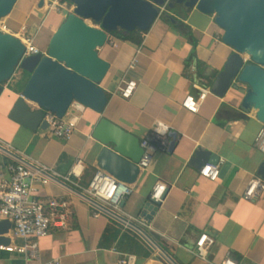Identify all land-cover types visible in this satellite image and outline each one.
<instances>
[{"label":"crops","instance_id":"1","mask_svg":"<svg viewBox=\"0 0 264 264\" xmlns=\"http://www.w3.org/2000/svg\"><path fill=\"white\" fill-rule=\"evenodd\" d=\"M55 1L18 0L12 13L0 22V29L19 39L31 38L42 53H47L52 37L74 9L70 2L60 0L62 8L52 10ZM215 19V15H205L196 8L176 5L154 22L143 35L141 46L110 34L107 44L98 51L110 64L99 85L109 97L108 105L102 115L87 108L82 113L70 109L67 116L77 115L79 121L69 140L56 138L49 130L31 131L10 119L30 78L24 71L19 69L10 82L3 84L0 141L12 150L0 149V167L21 160L47 165L66 176L81 162L82 172L80 188L52 177L34 195L38 200L66 202L72 213L67 227L54 229L41 239L35 258L0 251V264H47L55 260L61 264H120L128 255L137 257L136 264H168L161 252L134 229L125 228L107 214L95 217L96 211L83 193L99 170L97 159L102 146L91 135L101 118L141 141L153 133L158 122L164 123L169 133L177 134L172 152H154L148 168L141 170L130 185L132 194L122 206L127 217H143L155 185L161 182L167 186L158 211L146 220L149 227L136 226L176 264H223L227 260L264 264V189L256 202L244 196L248 183L259 176L264 163L258 143L264 124L255 111L242 108L248 87L235 82L223 97L209 93L196 114L182 105L189 96L199 97V87L212 89L234 54L224 43V31ZM39 34L45 50L39 46ZM134 60L137 65L132 69ZM130 80L137 83V89L130 99H124L119 89ZM26 103L32 112L40 110ZM199 149L217 157L209 161L220 164L216 181L202 177L197 164L192 163ZM3 178L10 180L5 169ZM202 235L214 241L207 249L206 260L195 253ZM4 237L10 240L9 245L22 244L11 230Z\"/></svg>","mask_w":264,"mask_h":264},{"label":"water","instance_id":"2","mask_svg":"<svg viewBox=\"0 0 264 264\" xmlns=\"http://www.w3.org/2000/svg\"><path fill=\"white\" fill-rule=\"evenodd\" d=\"M65 1L74 5L73 12L52 37L47 53L24 58L25 45L21 39L0 29V96L3 84L10 82L19 69L30 75L10 114L11 120L31 131H46L49 125L43 120L44 113L64 118L74 101L102 115L109 97L99 85L110 64L100 58L98 51L107 44L109 35L120 30L147 32L166 9L184 5L205 15H215L216 24L224 31V43L234 50L217 76L212 94L223 97L235 82L246 85L248 91L242 108L255 111L258 121L264 124V0ZM17 2L0 0V22L12 13ZM27 101L40 110L32 112ZM91 137L102 146L97 159L99 169L123 183L134 184L145 152L142 141L105 118L100 119ZM176 141L177 134L170 132L165 147L159 151L172 152ZM214 157L199 149L192 163L202 170ZM258 174L264 179V163ZM159 206L160 203L149 199L143 218L151 220ZM11 228L9 221H0V245L10 244L4 236ZM130 228L158 249L168 264H176L147 233L136 225Z\"/></svg>","mask_w":264,"mask_h":264},{"label":"built area","instance_id":"3","mask_svg":"<svg viewBox=\"0 0 264 264\" xmlns=\"http://www.w3.org/2000/svg\"><path fill=\"white\" fill-rule=\"evenodd\" d=\"M62 8L60 0H56L52 5V10ZM25 30V28L23 29ZM25 45L24 58L44 54L34 45L31 38L21 39ZM137 60L132 62L131 68H135ZM137 89V83L133 80L126 81L120 87V95L124 99H130ZM211 93V88L199 87V97H187L183 102V107L191 113H198L200 104ZM70 109L76 113H82L85 106L74 101L64 118H59L55 114L44 113L43 120L49 125L48 130L53 136L62 140H69L77 131L79 117L77 115L67 116ZM169 128L158 122L153 133L142 140L141 146L144 148V155L138 164L140 170L147 169L154 152L159 151L166 145V138ZM258 143L264 154V129L258 136ZM0 149L11 152V147L0 141ZM8 153V152H7ZM10 174V180L4 181L3 170ZM82 172L81 162H78L72 171L62 176L47 165L41 163L28 164L25 161L15 160L0 167V220H7L11 223L12 234L16 239L22 240V244L0 245V251L8 253H18L27 259L35 258L38 254L39 241L46 238L54 229H64L68 225L71 211L68 204L57 199L38 200L34 195L37 188L47 186L52 177L62 178L66 183L80 188L79 178ZM200 175L210 181H216L220 175V164L208 163ZM264 189V179L260 176L254 177L245 190L244 196L247 200L256 202ZM88 203L95 209V217L100 214H107L116 221L130 228L132 225L149 227L145 218L127 217L122 210V203L132 194L130 185L117 180L106 171L98 170L92 177L88 187L82 189ZM167 186L159 182L155 185L151 200L161 203L166 194ZM214 243L207 235H202L197 242L196 255L206 260L207 249ZM137 257L128 255L120 260V264H136ZM47 264H61L55 260ZM223 264H237L231 260Z\"/></svg>","mask_w":264,"mask_h":264},{"label":"trees","instance_id":"4","mask_svg":"<svg viewBox=\"0 0 264 264\" xmlns=\"http://www.w3.org/2000/svg\"><path fill=\"white\" fill-rule=\"evenodd\" d=\"M147 32H141L139 30H136L134 32H124V31H117L114 33H111V35L113 37H116L122 41H126V42H131L137 46H141V44L143 43L144 37L143 35L146 34ZM26 75L28 77H30V75L28 73H26ZM96 173V172H95ZM93 177V176H92ZM89 184L85 185V188L88 187Z\"/></svg>","mask_w":264,"mask_h":264},{"label":"rangeland","instance_id":"5","mask_svg":"<svg viewBox=\"0 0 264 264\" xmlns=\"http://www.w3.org/2000/svg\"><path fill=\"white\" fill-rule=\"evenodd\" d=\"M172 10H173V9H172ZM89 24H90V25H94V24H92L91 22H89ZM4 32H5V31H4ZM5 33H6V32H5ZM17 38H18V37H17ZM38 40L40 41V43H39L40 48L43 49V50H45L46 47H45L44 43L41 41L42 38H41L40 34H39ZM247 61L249 62L250 59L247 58Z\"/></svg>","mask_w":264,"mask_h":264}]
</instances>
